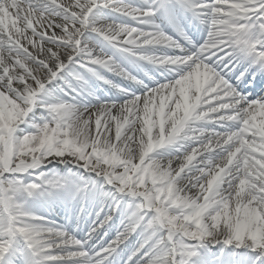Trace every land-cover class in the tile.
Instances as JSON below:
<instances>
[{"label": "snow or ice", "instance_id": "1", "mask_svg": "<svg viewBox=\"0 0 264 264\" xmlns=\"http://www.w3.org/2000/svg\"><path fill=\"white\" fill-rule=\"evenodd\" d=\"M0 264H264V0H0Z\"/></svg>", "mask_w": 264, "mask_h": 264}, {"label": "bare ground", "instance_id": "2", "mask_svg": "<svg viewBox=\"0 0 264 264\" xmlns=\"http://www.w3.org/2000/svg\"><path fill=\"white\" fill-rule=\"evenodd\" d=\"M114 234H115V233H114V231H113L112 235L114 236Z\"/></svg>", "mask_w": 264, "mask_h": 264}]
</instances>
